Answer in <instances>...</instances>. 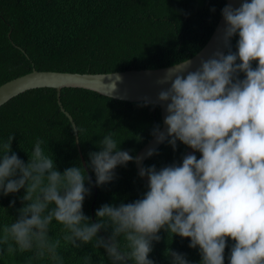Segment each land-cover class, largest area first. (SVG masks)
<instances>
[{
	"label": "clouds",
	"instance_id": "1",
	"mask_svg": "<svg viewBox=\"0 0 264 264\" xmlns=\"http://www.w3.org/2000/svg\"><path fill=\"white\" fill-rule=\"evenodd\" d=\"M221 11L226 22L222 39L230 49V38L238 33L237 51H217L185 77L179 73L191 64L186 59L183 70L168 71L158 81H171L158 94L159 101H170L164 121L169 143L175 148L179 140L199 151L201 158L187 155L182 165L159 171L154 165L142 168L140 175L149 180L144 198L118 207L105 204L96 212L97 222L91 223L82 211L90 192L86 170L73 166L61 173L41 140L25 163L15 153L8 154L12 134L0 154V192L24 188L22 200L27 203L18 219L3 228L4 251L34 252L36 258L47 255L54 264H63L61 240L48 234L55 220L66 230V243L103 247L112 264H154L148 257L162 228L190 238L189 247L199 246L200 264H224L227 238L235 241L230 264H264V0L235 9L226 5ZM253 61H258L255 68ZM240 72L244 79L238 78ZM154 134L158 142L165 139L158 127ZM119 143L113 135H104L101 150L89 153L98 186L114 178L118 165L137 159L120 150ZM109 227L107 240L98 237L99 230ZM167 255L172 264H189L184 254L168 249Z\"/></svg>",
	"mask_w": 264,
	"mask_h": 264
},
{
	"label": "trees",
	"instance_id": "2",
	"mask_svg": "<svg viewBox=\"0 0 264 264\" xmlns=\"http://www.w3.org/2000/svg\"><path fill=\"white\" fill-rule=\"evenodd\" d=\"M226 0H0V84L33 68L75 72H109L129 68H156L184 60L196 53L211 35ZM251 2V0H250ZM238 33L230 40V49L237 51ZM228 49L224 54H228ZM237 63H240L239 59ZM258 61L252 62L255 68ZM239 79L245 73L238 74ZM61 103L72 115L73 127L61 111L52 87L33 88L22 92L0 106V154L10 135L11 155L29 161V153L37 140L52 154L56 169L63 173L69 167L85 169L91 176L85 181L90 192L85 195L83 213L91 223L105 204L119 206L143 199L148 184L138 175L134 159L114 169V178L96 184V175L89 166V153L100 151L99 141L113 135L119 149L134 157L137 150L161 126L159 107L144 101L131 102L99 94L95 91L68 87L61 90ZM169 137L143 164L159 171L170 165L180 166L188 147ZM197 159L201 153L195 151ZM2 159V157H0ZM19 178V173L17 177ZM93 182H92V180ZM96 191V192H95ZM25 189L4 195L0 192V236L3 228L19 217L25 201ZM15 202L14 204L12 202ZM50 208L55 205H50ZM66 230L53 220L49 236L61 240L59 249L63 264H112L103 247L93 243L74 248L63 240ZM111 227L102 228L98 237L107 240ZM159 241H152L149 259L154 264H172L168 249L184 254L189 264H200L199 246L189 247L190 238L158 232ZM123 243V242H122ZM235 241L226 240L224 264H230ZM0 245V264H54L46 255L36 258L34 252L8 254ZM91 260L86 261L85 257ZM126 264H132L129 260Z\"/></svg>",
	"mask_w": 264,
	"mask_h": 264
},
{
	"label": "water",
	"instance_id": "3",
	"mask_svg": "<svg viewBox=\"0 0 264 264\" xmlns=\"http://www.w3.org/2000/svg\"><path fill=\"white\" fill-rule=\"evenodd\" d=\"M244 2H250V0H226L224 7L226 5H231L235 9L239 8ZM225 27L226 22L221 13L207 41L196 53L186 58L187 60L191 61V64L186 68L185 71L179 74L186 77L188 72L196 71L201 67L202 59L207 60L209 58H214V53L217 51H220L222 53L226 52L228 46L225 45L222 39L223 29ZM184 60L156 68H129L109 72H75L59 70H38L33 68L27 73L13 77L0 84V106L10 100L12 97L33 88H55L57 96L56 101L61 111L67 116L73 127L78 150L79 143L75 122L72 115L63 107L61 103L60 97L61 90L63 88H84L95 91L105 96L121 100H127L131 102L148 101V103L158 106L161 119V126L159 128V131L165 134V139L158 142L157 135L154 134L144 145H142L137 150L134 156V158H137L134 159V166L138 175L144 182L149 184L148 176L140 175L141 169L144 168L143 164L146 158L149 156V151L154 152L169 138V136L167 135L168 126L164 121L165 117L168 115L166 108L167 104L170 103V101H159L158 94L161 90L169 88L171 86V81H168L164 84L158 83V81H160L168 71H170L171 73H177L183 70L186 67L185 65L181 64ZM195 151L196 150L188 146L185 149L183 158L187 155H194ZM81 158L85 169L88 171L82 154ZM183 158L180 165H182Z\"/></svg>",
	"mask_w": 264,
	"mask_h": 264
}]
</instances>
